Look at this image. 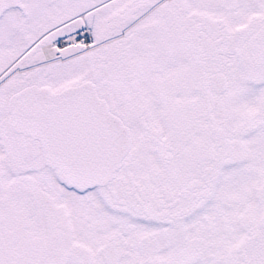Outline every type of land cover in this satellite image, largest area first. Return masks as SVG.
Here are the masks:
<instances>
[{"label": "snow or ice", "instance_id": "6c2138e0", "mask_svg": "<svg viewBox=\"0 0 264 264\" xmlns=\"http://www.w3.org/2000/svg\"><path fill=\"white\" fill-rule=\"evenodd\" d=\"M0 264H264V0H0Z\"/></svg>", "mask_w": 264, "mask_h": 264}]
</instances>
